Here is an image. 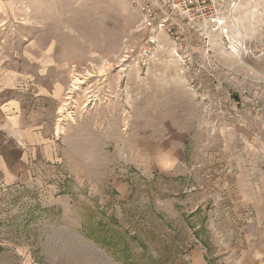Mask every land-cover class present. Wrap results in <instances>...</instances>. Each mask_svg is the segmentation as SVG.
Returning a JSON list of instances; mask_svg holds the SVG:
<instances>
[{
	"label": "rangeland",
	"instance_id": "374dc122",
	"mask_svg": "<svg viewBox=\"0 0 264 264\" xmlns=\"http://www.w3.org/2000/svg\"><path fill=\"white\" fill-rule=\"evenodd\" d=\"M137 2L0 10L11 46L48 48L63 83L56 159L0 192V264H264V215L244 199L264 131V0L173 36Z\"/></svg>",
	"mask_w": 264,
	"mask_h": 264
},
{
	"label": "crops",
	"instance_id": "0c3cea01",
	"mask_svg": "<svg viewBox=\"0 0 264 264\" xmlns=\"http://www.w3.org/2000/svg\"><path fill=\"white\" fill-rule=\"evenodd\" d=\"M13 2L0 0V10L10 9ZM16 38L0 30V192L57 157L54 114L63 83L55 74L58 71L43 63L49 62L48 48L26 45L24 39L20 47H12L10 41ZM260 135L264 131L256 135L251 148H256L255 157L261 160L256 167L248 162V182L258 186L257 194L244 198L246 206L258 209V216L264 215V140Z\"/></svg>",
	"mask_w": 264,
	"mask_h": 264
},
{
	"label": "built area",
	"instance_id": "2783aa9c",
	"mask_svg": "<svg viewBox=\"0 0 264 264\" xmlns=\"http://www.w3.org/2000/svg\"><path fill=\"white\" fill-rule=\"evenodd\" d=\"M242 0H138L147 28L175 34V25L204 26L216 32L239 9ZM178 38V35H175Z\"/></svg>",
	"mask_w": 264,
	"mask_h": 264
},
{
	"label": "bare ground",
	"instance_id": "6f19581e",
	"mask_svg": "<svg viewBox=\"0 0 264 264\" xmlns=\"http://www.w3.org/2000/svg\"><path fill=\"white\" fill-rule=\"evenodd\" d=\"M234 20V19H233ZM83 82L79 78H75L74 84H73V90H77L80 88V85Z\"/></svg>",
	"mask_w": 264,
	"mask_h": 264
},
{
	"label": "trees",
	"instance_id": "16d2710c",
	"mask_svg": "<svg viewBox=\"0 0 264 264\" xmlns=\"http://www.w3.org/2000/svg\"><path fill=\"white\" fill-rule=\"evenodd\" d=\"M97 239V238H96Z\"/></svg>",
	"mask_w": 264,
	"mask_h": 264
}]
</instances>
